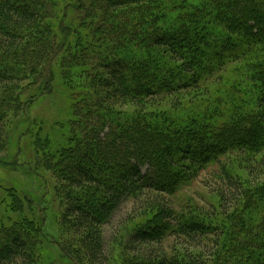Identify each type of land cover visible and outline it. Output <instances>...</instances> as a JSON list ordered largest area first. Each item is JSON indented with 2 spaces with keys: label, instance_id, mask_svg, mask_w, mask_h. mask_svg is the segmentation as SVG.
<instances>
[{
  "label": "trees",
  "instance_id": "obj_1",
  "mask_svg": "<svg viewBox=\"0 0 264 264\" xmlns=\"http://www.w3.org/2000/svg\"><path fill=\"white\" fill-rule=\"evenodd\" d=\"M118 1L110 0L107 6H103L104 0H82L77 6L68 5L63 18L60 19L62 10L59 12L61 6H58V1L0 0V61L3 62L2 66L0 65V75L3 73L2 70L8 69L15 71V76L19 73L25 75L29 70H36L46 55L51 57L48 56L43 65L53 67L52 60L57 54L62 57L66 54L61 62L69 69L71 61L66 59L73 57L74 54L83 53L78 63L84 64L89 51V54L97 55L96 57L103 60L106 55L118 52L119 47L123 46L128 47L126 50L132 51L130 59L140 57L142 63L131 65L127 63L132 62L128 57H123L125 60L117 62L112 59L109 61V68L117 69L119 76L113 80L108 78L105 83L107 86L110 85L116 94L122 93L132 99H140L191 89L213 77L224 65L245 60L249 62L250 70H245L244 73L258 84L257 89L264 97V0H209V3L205 4L206 9L215 8L216 15L211 16L210 12L209 16L204 17L192 12L193 15L189 14L191 18H187L184 14L191 12L180 13L179 16L183 19L185 17L180 26L169 30L163 28L160 31L159 28L162 27L159 21L164 19L163 13L160 14L158 10L164 5H174V11H179V4L176 3L178 0H162L158 5L151 2L139 7L141 11L130 10L133 14L126 11L127 9L116 10L117 6L129 2ZM84 4L91 9L89 15L83 8ZM151 6L156 10L149 9ZM67 11L74 12L73 16L71 17ZM225 14H228L229 20ZM56 18H59L57 23L54 22ZM58 28H61L60 32L57 31ZM158 47L164 49L161 51ZM89 58L92 59V56ZM123 63L127 64L123 66ZM128 64L129 69H126ZM47 74L51 75L50 80L48 81L47 77L45 79L46 75L42 74V82H52V72L48 71ZM153 81L157 83L151 85ZM33 91L32 88L24 89L22 106L31 98ZM95 92L94 89L93 91L82 89L80 93V104L85 112L84 117L79 114L82 121L78 120V123L81 125L83 138L79 137L73 149L72 146H68L71 147L70 152L66 151L64 154L61 151L56 158L49 159L50 162H70L68 165L72 166V162L80 163L77 169L70 167V172L61 175L68 184L67 190L80 189L90 195L85 202L79 198L75 201L68 197L70 203L66 212L72 213L76 220L74 228L80 233L75 244L79 242L78 245L84 249V253L92 262L103 264L106 254L100 228L114 210L120 208L129 197H133L135 200L132 211L134 209L140 211L148 205L158 209L156 214L159 226L154 227L157 234L151 232L147 226L148 229L138 231L133 240L141 245L139 248L141 257L147 260L145 264H206L212 257L210 244L213 250L220 245L218 239L223 234V231L220 232L222 228L218 229L220 220L212 216L210 218L208 216L207 219L200 213L190 218L183 212L174 211L162 196H152L144 191L172 193L171 191L179 188L181 183L189 180V177L183 178L187 170V173L198 171L208 163H218L220 157L237 150L264 153V110L245 111L242 104H239L236 107L233 105L228 107L227 116L220 113V110L225 109L217 107L212 108V111L207 106L204 107L203 113L193 112L181 119L171 115L163 117L150 114L116 115L112 112L111 106L98 102ZM1 97L2 100L3 98L17 99V102L19 100L18 96L10 93L0 92V101ZM3 106H0V123L7 105ZM87 107L103 115L104 118L98 121V129L91 128L87 122L84 123L87 120L88 111L85 109ZM131 123L133 129L129 127ZM109 124L115 126L116 132L110 131L114 135L106 136L103 142L100 141L104 146L102 150L98 143L93 142L100 139L94 130L102 132L105 127L110 128ZM11 136L10 133L6 134L5 147L0 153H9ZM39 141L36 140V143ZM170 147L175 151L172 152ZM46 150L45 148L44 151ZM85 150H91L93 154L104 157L99 161L94 160L99 174H95L93 166L82 163V157L90 159L89 156H85ZM44 158L46 157L43 156ZM261 159H264V155ZM6 160L8 158L0 156L1 164H7ZM145 166L149 169L147 173L142 169ZM221 166L218 185L213 192L219 198V209L222 212L235 211L238 214L237 210L243 200L247 212L250 210L251 202L255 200L258 202L264 197L249 195L239 176L226 164ZM71 195L72 193H68V196ZM248 206L250 207L247 208ZM259 207L261 208L258 213L251 215L247 227L239 222L233 230L234 235L242 237L245 243L251 241V234L255 228L260 229L258 223H264V202H261ZM91 208L96 209L95 213L93 211L90 213ZM202 218H206L207 221H203ZM22 224L21 230L32 231L31 234L35 237L36 231L25 221ZM16 229L11 225L6 227V231L1 232V236H8L5 237L4 244H0V264H37L38 259L35 255L29 254V248L36 254V248L33 247L36 240L32 239L27 247L23 238L13 237V231L19 230ZM36 230L38 231V227ZM169 235L173 237L177 246H184L190 251L184 253L183 257L173 247H169L167 250L170 252H166L162 243ZM205 236L207 237L204 238ZM260 247L264 249V240ZM208 248L210 254L204 257ZM77 251L72 248L71 253H68L75 264H78ZM195 251L200 254L193 253ZM241 253L247 254V257L241 258ZM260 253L256 254L252 249L246 253L239 250L237 254L233 253V258L230 256V259L234 264L246 263L247 259L250 260L248 264H257L251 261L255 255L264 259V254ZM65 254L67 255V251Z\"/></svg>",
  "mask_w": 264,
  "mask_h": 264
},
{
  "label": "rangeland",
  "instance_id": "obj_2",
  "mask_svg": "<svg viewBox=\"0 0 264 264\" xmlns=\"http://www.w3.org/2000/svg\"><path fill=\"white\" fill-rule=\"evenodd\" d=\"M54 1H58V6H61L59 8V12L62 10V15L59 16L61 19L68 5L77 6L82 0ZM104 1L102 3L103 6H107L106 4H109L110 0ZM127 1H129L127 4L124 3L115 9H127L126 11L133 14L130 10L141 11L139 7L151 4V2L158 5L162 0ZM117 2L119 1L117 0ZM176 3L179 4V11H174V5H164L158 10L161 12L160 14L163 13L162 19H164L159 21L162 27L159 28V31L163 28L169 30L170 28L180 26L185 19L184 16V19L182 16H179L180 13L191 12L184 14L187 18H191L189 14L193 15L192 12L207 17L210 15V12L211 16L216 15L217 11L215 8H213L214 10L206 9L205 4L209 3V0H178ZM83 8L87 12V15H89L88 13H90L91 9L85 4ZM149 9L156 10L152 6ZM70 11L75 12L77 10L71 9ZM70 11L67 12L72 17L74 12ZM225 15V17L228 16V14ZM59 18H56L54 22L57 23ZM226 19L229 20L228 17ZM60 29L58 28L57 31L60 32ZM73 38L75 39L76 36ZM56 39H58L57 36L55 42H57ZM27 40H30V38H27ZM119 45L121 46L120 43ZM119 45L117 44L116 47ZM125 48L127 49L128 47H119L118 52L109 53L103 60L96 57L97 55L93 56L89 54V51L87 52V60L84 64L78 63L83 53L74 54L73 57L71 56L73 59L71 57L66 59L71 61L69 69L61 62L66 54H63L62 57L56 53L57 56H54L52 60L53 67L50 68L43 65L44 60L50 56L46 55L43 58L44 60L39 62L36 70H29L25 72V75L19 73L15 76V71L11 69L2 70L3 73L0 75V92L18 96L19 103L17 99L12 100L10 97H8L10 98L8 100L5 98L2 100L1 97L2 101H0L1 107L7 105L5 108L6 112H3L0 123V150L5 147L6 134L10 133L12 135L9 153H0L1 157L8 158L6 160L7 164L0 163V244H4L8 236H1V232L6 231V227L14 225L17 228L16 230L19 229L18 231H13L12 235L13 237L15 236V239L18 237L23 238L27 247L31 244L32 239L36 240V242L34 240L35 244L32 245L36 248L37 255L35 252L33 253L31 248H29V254L35 255L36 259H38L37 264H75L69 257L72 248L74 251H77V248L79 249L77 251L79 255L78 264H96L84 253V249L78 245L79 242L75 244V241L79 240L80 233L77 232V228H74L76 223L74 216L72 213L66 212L67 205L70 203L68 197L72 200L75 199V201L79 198L85 202L87 196H90L84 190H67L68 184L65 183L61 175L70 172V167L77 169L80 163L75 164L76 162H72V166L68 165L71 164L70 162L49 161L51 158H56L61 151L64 154L66 151L70 152L71 147L69 148L68 146H72L73 149L79 137L83 138L81 125L78 123V120L82 121L79 114L83 116L85 112L82 108L83 106L80 104L82 89L90 91L94 89L98 102L111 106L112 112L116 115L136 114V116H139L141 114H150L158 117L171 115L172 117L181 119L188 117L193 112L201 111L203 113L204 107L207 106L209 110L217 107L223 108L225 110H220V113L227 116L226 110L228 107H231V105L236 107L239 104H242L245 111L256 110L258 112L264 110V97L261 96L257 89L258 84L249 79L248 75L244 73L245 70H250L248 68L249 62L245 60H238L224 65L223 69L215 73L213 77L202 81L191 89L140 99H132L130 96L127 97L122 93L116 94L115 90L105 83L108 78L113 80L119 76L116 72L117 69L112 68L113 70H111L108 64L111 59L116 62L125 60L123 57L130 59L132 51ZM158 48L161 51L164 49L163 47ZM89 56H92V59ZM141 59L140 57H134L130 59L132 62L129 61L127 63L133 65L138 62L140 64L142 63ZM2 64L3 62L0 61L1 66ZM126 64L123 63V66ZM129 66L128 64L125 68L129 69ZM121 68L124 67L121 66ZM48 71L52 72V82H42V74L46 75L45 79L47 77V80H50L51 75L47 74ZM155 83L157 82L153 81L151 85H155ZM26 88H32L34 93L32 92L31 98L27 99L28 101L22 106L24 89ZM73 93H75L74 97ZM85 109L88 112L86 113L87 120L84 123L87 122L91 128L96 129L98 121L102 120L100 118H104L103 115H99L97 110H91L90 107ZM109 126L110 128L105 127L102 132L94 130L99 134L100 139L93 142L98 143V146L102 150H104V146L101 142L104 141V138L114 135L110 131L115 130L116 132L114 125L109 124ZM129 127L134 128L132 127V123ZM141 127L145 126L141 125ZM36 140H40L39 143H36ZM44 145L46 146L44 147ZM45 148L47 149L46 151H44ZM108 150L112 151L111 148H108ZM170 150L172 152L175 151L173 147H170ZM84 152L86 153L85 156H89L90 159L82 157V163L93 166L95 174H97L98 169L95 167L96 162L94 160L99 161L104 157L102 158V155L93 154L91 150H85ZM263 155V152L253 153L251 150H237L227 154L225 157H220L218 163H208L203 168L194 172L190 171L187 173V170V172H184L183 178L189 177V180L186 183H181L179 188L171 191L172 193L163 194L161 191L153 190H145L144 193H150L152 196H162L163 200L168 202L174 211L183 212L190 218L198 216L200 213L202 217H207V219L208 216L209 218L212 216L220 220L221 223H218V229L221 230L222 228L220 232L223 231L220 239H218L220 245L213 250L210 244L212 257L210 256L211 258L206 264L221 262L223 264H234L230 256L232 257L233 253L237 254L239 250L240 252L244 250L246 253L252 249L256 254L260 252V255L264 254V249L260 247L264 240V231H262L264 230V223H258L260 229H254V232L251 234V241L247 243L243 242L244 239L242 240V237H239V235L236 237L233 231L239 222L243 223L244 227L249 225L251 215L258 213L261 208L259 205L261 206V202H264V197L258 200V202L256 200L251 202V207H247H250V210L247 212L243 200L239 210H237L238 214L235 211L224 213L219 209V198L213 192V189L218 185V174L222 168L221 165L226 164L239 176L249 195L254 194L256 197L260 195L259 198L264 196V159H261ZM43 156L46 158L43 159ZM45 159H47L46 162ZM257 160L259 163H257ZM43 161L44 163H42ZM142 169H144V173L149 171L147 166ZM177 169H175L176 173ZM130 178H132L131 174ZM141 181L143 180L141 179ZM68 193H72V195L68 196ZM134 200L133 197H129L120 208L114 210L111 217L100 228L106 254V260H104L103 264H145V261H147L141 257L139 249L141 245L133 242V240L135 234L138 231L148 229L147 226L151 232L157 234L154 227L159 226V219L156 214L158 209L152 205H148V207L140 211L137 209L132 211L131 208L133 207ZM250 200L248 199V201ZM89 210L90 213H95L96 209L91 208ZM202 219L205 222L207 221L206 218ZM23 221L36 231L35 237L32 236V231L21 230ZM37 227L39 232L36 230ZM162 245L164 250L173 247L181 257L184 256V253L190 251L185 249L184 246H177L170 235L163 240ZM65 251H67V255ZM166 252L170 251L167 250ZM206 252L204 257L210 254L208 253L209 248L206 249ZM193 253L198 254L199 252L195 251ZM246 255L241 253V258H246ZM249 261L247 259V262H243V264H248L250 263ZM251 262L264 264V259L260 258L259 255H255Z\"/></svg>",
  "mask_w": 264,
  "mask_h": 264
}]
</instances>
